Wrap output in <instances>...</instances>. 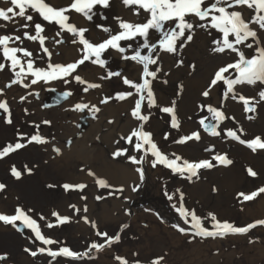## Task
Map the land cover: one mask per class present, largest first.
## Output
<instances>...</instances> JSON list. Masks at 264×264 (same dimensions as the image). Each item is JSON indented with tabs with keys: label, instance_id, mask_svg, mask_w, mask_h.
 I'll list each match as a JSON object with an SVG mask.
<instances>
[{
	"label": "rangeland",
	"instance_id": "374dc122",
	"mask_svg": "<svg viewBox=\"0 0 264 264\" xmlns=\"http://www.w3.org/2000/svg\"><path fill=\"white\" fill-rule=\"evenodd\" d=\"M48 2L54 6H65L70 0H48ZM7 6L0 3V7ZM95 11H97V15L91 22L79 14L71 13L70 15L73 17L72 22L90 29L86 36L97 43L106 39L107 34L96 25L110 27L115 32L119 30L115 17L136 23L143 22L145 15L143 13L139 17L134 15L132 8L125 7L121 0H110L109 8L97 6ZM33 15L34 22L45 25L44 35L55 37L57 26L42 21L36 13ZM102 15L107 19H103ZM17 19L19 20V18ZM19 22L23 23L22 20ZM0 23L4 22L0 21ZM22 31L23 29L16 31V24L8 23L6 28H0V35H21ZM28 31L34 34V29L30 28ZM62 35L66 41L63 44L57 45L52 39L46 41V46L53 53L51 62L61 64L74 62L80 58L81 53L78 49L81 45L73 44L69 34ZM220 37L221 34H218L216 30L196 28L194 40L177 55L161 53L159 61L161 72L153 81V89L157 103L161 107L170 106L173 100L176 101V113L180 122L179 130L171 127V119L168 114L161 112L157 107L147 108L145 102L144 113L150 114V119L145 124L144 130L152 133V138L158 147L170 157L171 153H176L183 159L199 161L212 160L216 154H227V158L232 161L230 165L213 161L215 167L202 169L199 177H192L191 180L173 174L170 169L160 164L151 168L149 159L152 157L150 154L145 157V162L141 165L132 164L125 156H113V153L121 148L128 149L130 155L137 157L143 155L142 152L134 151L132 144L121 140V136L128 135L139 124L131 116L133 98L116 99V93L131 89L124 85L119 77L100 79L101 76L112 71L120 72L123 76L134 81L138 80L137 74L139 73L135 71L133 76H130L131 72L126 68V62L131 60L122 59L121 54L114 50L105 53L104 58L108 62L106 67L101 68L86 62L78 68L77 73L73 74H79L86 81L102 85L101 88L90 89L88 92L83 91L86 85L78 84L71 77L68 78L70 83L56 80L50 83L41 82L30 88H24L21 85L5 88L4 86L14 77L7 69L0 72V88L4 89V95L0 96V100L7 101L12 120L11 124L6 123L9 114L0 110V150L8 144L17 142L18 133L27 137L40 135L47 141L45 144L30 143L26 148L0 158V183L7 186L4 191L0 192V213L12 215L18 205L25 210L34 209L35 212L30 215L38 221L42 233L61 242L47 246L42 245L40 241L32 243L29 239L32 233L29 229L24 228L23 224L17 222L23 228V232H21L11 225L3 226L2 223L0 226V254L7 253V259L0 261V264H119L114 259L115 256L125 257L130 262L139 259L141 264H150V261L160 256L164 257L161 264H264V226L257 225L247 234L228 235L224 238L193 237L181 234L172 227L173 224L188 227L183 223L176 208L173 207V205L179 207L181 193L184 196L185 208L195 210L196 214L201 217H206L211 212L219 220L229 221L238 227H244L264 219V211L259 214L260 210L253 213L247 209V206L262 198L264 193L259 194L251 201H245L241 195L250 194L264 187V169H261L258 163V160L264 162V150L257 149L253 152L246 145L227 137L221 131L242 128V133L237 131L241 139L251 140L259 136L264 140V102L256 105L254 113H245L242 102L233 101L231 98L223 101V110L226 115L234 117L235 120L228 119L219 125L217 130L221 131L220 136L210 135L199 124L202 117H209L206 123L210 122L212 114L206 110L201 111L198 105L211 103L218 107L221 103L223 87H217L216 96L213 97L211 94L207 101L204 97L203 100L198 97L195 99L194 95L189 98V104H182L184 92H187L191 87L189 80L191 77L204 73L202 81L206 87L215 70L226 63L233 62L234 53L220 54L212 51L216 46L213 44V40ZM60 38L56 37V39ZM153 41H155V37H153ZM142 43V39L137 37L134 41H122L121 45L127 48L130 44L131 49L134 50L137 45ZM19 46L33 52L34 58L37 60L36 66L46 67L47 57L39 59L37 56V54L44 56L38 42L24 40L23 44ZM132 50L127 51L125 55H131ZM142 54H147V50H142ZM179 59L184 61L182 66L176 65V61ZM192 65H195L194 69L191 67ZM150 68L154 69L155 66H150ZM89 69L95 72V80L92 73H88ZM232 75L234 77L235 73ZM30 79L31 77L24 82L28 83ZM165 80L167 83L163 82ZM237 87L245 97L259 99L257 95L259 85ZM67 91H70L72 95L65 98L63 93ZM195 91V94H198L200 90L195 89ZM29 93L32 94L29 95ZM22 96L26 97L23 101L20 99ZM105 97H112V99L108 103H101ZM78 103L87 104L88 108L84 111L74 110ZM93 105L100 108L98 113L92 111ZM248 116L253 118L248 119ZM44 121H50V123L46 124ZM211 122L215 123V121ZM87 124L88 127H91L89 135L84 130ZM68 128L77 129L79 135L75 141H80L81 136L84 141L82 148L96 153V156L93 155L86 159L91 165L93 164L96 171H100L98 168L103 163L113 164L125 172L133 171L137 184L133 186L131 180L128 184L122 182L119 179L123 175L121 170L115 169L117 172L113 168L108 169L109 174L105 176L101 174L102 176L99 175V177L81 180L80 174L85 170H80L79 167L82 168L85 163L89 164L85 160L76 162L71 158L68 165H66L68 162L62 161L63 167L65 165L66 168L63 171L64 168L59 166V157L68 153L70 147L73 146L71 143L74 138L73 135L64 138V130ZM194 131L200 132L198 141L192 140L185 144L173 142ZM166 133L168 139L165 140ZM20 142L26 143V140ZM54 148H59L60 153L57 154L53 151ZM206 149L210 150L206 151ZM249 153L252 160L245 158ZM13 165L17 170L22 171L19 180L11 175L10 169ZM25 166L32 170L31 173L25 170ZM137 167H141L144 171L143 181L140 180L139 173L135 171ZM72 168L73 172L70 173L69 169ZM249 168L257 173L256 177L248 174L247 169ZM150 170L156 171L159 177L158 186L161 187L163 196L166 198L163 203L158 202L159 197H154L149 190ZM98 171L97 173H99ZM100 172L102 173V171ZM228 176L232 183L231 187L225 183L227 181L225 178ZM97 179H105L112 187L101 188L96 183ZM65 183L86 184L87 187L82 191L70 190L66 192L62 187ZM48 185H54V187L49 188ZM120 187H123V192L116 191ZM133 187H137V190L132 191ZM178 189L179 191H177ZM110 192L114 194L109 195ZM97 196H103L104 199L96 200ZM168 196H172L173 199L169 200ZM81 197H86V199H81ZM110 200L116 201L118 206L116 205V209L114 208L111 212L112 219L102 222L101 217L96 216L95 209L101 202ZM72 204L81 209V212L76 213L70 208L69 205ZM85 205L88 209L86 213L82 211ZM53 211L58 212L61 216L70 217V222L48 228L46 226L48 222L56 223V218L51 215ZM39 215L46 217V221L40 220ZM85 215L89 221H94L97 224L99 231L107 232L109 236L117 235L121 227L127 225L119 233L120 242L113 243L110 247L106 246L103 251L97 252L93 249L89 253L92 259L87 256L81 259L63 256L53 259L47 255H38L33 258L24 252L25 247L36 250L38 246H41L56 250L66 246L73 251L83 253L92 242L103 243V238L95 235L96 229H93L90 223L86 224L82 219ZM204 224L206 227H211L212 221L205 220ZM254 244L261 248L259 252L254 248ZM133 253H139V256L134 257Z\"/></svg>",
	"mask_w": 264,
	"mask_h": 264
},
{
	"label": "snow or ice",
	"instance_id": "6c2138e0",
	"mask_svg": "<svg viewBox=\"0 0 264 264\" xmlns=\"http://www.w3.org/2000/svg\"><path fill=\"white\" fill-rule=\"evenodd\" d=\"M0 3L8 5L7 7H0V28H6L8 23L16 24V31L23 29L21 35L6 34L0 35V72L7 69L12 73L13 77L9 83L4 87L10 88L13 85H21L24 88H30L38 83H50L52 81L61 80L64 83H70L68 79L71 77L78 84L86 85L83 88L84 92H88L90 89L101 88L102 85L86 81L77 73L78 68L84 65L86 62H90L93 65H98L101 68L106 67L107 60L104 58L105 53L109 50L121 54V58L124 60H131L141 66L140 75L138 80L134 81L127 76H123L120 72L109 71L107 75L101 76L100 79H110L111 77L121 78L124 85L128 86L129 91L116 93V99L126 100L133 98V107L131 108V116L139 122L138 126L133 128L126 136H121V140H125L127 143L133 145L134 151L143 155L139 157L130 155L128 149H117L114 153V157L125 156L132 164L141 165L145 162V157L151 155V166L155 168L157 164L171 170L173 174L180 175L181 177L191 180L192 177H199L202 169H211L216 165L213 161H219L220 164L230 165L232 161L227 158V154H216L212 157V160L204 159L199 161H189L183 159L176 153L169 154L163 152L152 138V133L145 131L144 126L150 119V114L144 113L145 102L147 108L157 107L165 114H168L171 119V127L179 130L180 122L176 113V101L173 100L170 106L161 107L157 103L156 95L153 89V81L158 77V73L161 72L159 61L161 60V53L177 55L183 48L190 44L194 40L196 28L204 30H216L218 34H221L219 39H214L213 44L216 45L212 51L214 53L224 54L226 52L234 53L233 62L226 63L219 67L213 73L209 83L205 89L201 92V95L207 101L213 89L217 87H223L224 91L221 97V103L218 107L213 106L211 103H201L198 108L201 111L206 110L211 113L210 122L209 117H202L199 120V124L203 127L204 131L208 132L212 136H220L221 131L224 135L231 137L233 140L238 141L241 144L246 145L253 152L257 149L264 150V140L261 137L256 136L251 140L241 139V136L237 134V131L243 132V129H227L218 131L219 125L228 119L235 120L234 117H229L223 110V101L231 98L233 101L242 102L245 113H254L256 111V105L264 102V0H121V3L125 7H131L133 14L141 16L145 14L143 22H129L121 17H115L118 22V31L113 32V29L104 25H96L101 31L107 34V38L100 42H93L86 36V33L90 31L88 27L78 26L72 22L73 17L71 13H76L82 16L85 20L91 22L94 16L97 15L95 9L97 6L102 8L110 7V0H70L65 6H54L48 0H0ZM135 6V7H133ZM36 13L42 19V21L48 24H54L57 26L55 37H48L44 35L45 25L39 22H34V15ZM19 18V20L17 19ZM103 19H107L102 15ZM22 20L23 23L19 21ZM34 29V34L28 29ZM64 33L69 34L72 37L71 42L73 44L79 43L81 47L78 51L81 53L80 58L74 62L61 64L51 62L52 51L46 46V41L52 39L57 45L65 43L63 38ZM56 37H61L56 39ZM137 37L141 38L143 43L137 45L132 50L129 44L126 47L121 45L122 41H134ZM155 37V41H153ZM24 40L38 42L39 47L44 56H39V59L47 57L46 67H38L37 60L34 58L32 51L27 48L21 47ZM250 41V42H249ZM16 45V46H13ZM240 46L247 48L250 51L246 54ZM146 49L147 54H142V50ZM129 50H132L131 55H125ZM19 54V55H18ZM183 59L176 61L177 66H182ZM155 66V68H150ZM193 69L195 65L191 66ZM19 69V70H17ZM235 73L233 77L232 73ZM31 77L28 83L24 81ZM167 83V81H163ZM249 85L257 86V97H245L237 86ZM183 87L182 85L180 86ZM32 93H29L31 95ZM4 95V89L0 88V96ZM72 95L70 91L64 92L63 96L67 98ZM21 101L26 97H21ZM112 97H105L101 100V103H108ZM88 108L87 104L78 103L75 105L74 110L84 111ZM0 110L9 114V118L6 119V123L11 124L10 108L6 100H0ZM92 111L98 113L99 107L92 106ZM27 112V109H25ZM252 116H248V119H252ZM211 121H215L212 123ZM48 124L50 121H44ZM112 123V121H109ZM38 127V126H37ZM135 138V140H134ZM164 139H168L166 133ZM200 139V132L194 131L189 135L181 136L179 139L174 140V143L185 144L189 141ZM26 140V143L20 142ZM119 143L120 141H116ZM45 144L47 141L40 135H32L27 137L24 134L18 133L17 142L14 144H8L2 150H0V158H4L9 154L16 152L17 150L26 148L28 144ZM70 143V142H69ZM147 146V147H145ZM210 150V149H206ZM57 154L60 153L59 148H54ZM179 162V163H178ZM25 170L31 173V169ZM139 173L140 180H144V171L141 167L135 169ZM248 174L252 177H256L257 173L251 168L247 169ZM11 175L20 179L22 171L17 170L13 165L10 169ZM89 175L95 176V173L89 171ZM96 183L101 188H111L112 186L105 179H97ZM6 185L0 183V192L6 189ZM49 188L54 185H48ZM63 189L67 192L70 190H83L87 187L86 184H63ZM138 187V186H137ZM137 187H133L132 191H136ZM117 192H123V187L116 189ZM179 191V189L177 190ZM215 191V189H214ZM264 193V187L259 188L257 191L250 194H241L245 201H251L259 194ZM110 192L109 195H113ZM86 199V197H81ZM104 199L103 196H97L96 200ZM169 200H172V196H168ZM179 207L173 205L178 212V215L188 227H182L180 224H173L172 227L184 235H192L193 237L201 238H224L228 235L247 234L250 229L255 228L257 225L264 226V219L257 220L253 223L247 224L244 227L234 226L229 221H221L214 213L209 212L206 217H201L196 214L195 210H189L185 208L183 204V193L179 197ZM76 213H80L81 209L77 208L75 204L69 205ZM83 212H87V206L82 209ZM35 212L34 209L25 210L22 206H17L15 212L12 215L0 213V222L4 225H11L18 231H23L20 224H23L24 228L31 231L32 236L29 237L32 243L40 241L42 245H54L61 242L51 239L45 236L38 224V221L34 219L30 213ZM56 218V223L48 222L46 226L48 228H54L58 225L70 222V217L61 216L58 212L53 211L51 213ZM40 220H45L46 217L39 215ZM86 224L90 223L93 229H96L95 235L103 238V243L92 242L87 250L83 253H79L71 250L69 247L62 246L56 250L50 247L38 246L36 250L25 247L24 252L33 258L38 255H47L55 259L56 257L63 256L72 259H81L87 256L89 259L92 257L89 253L95 249L97 252L103 251L105 247H110L113 243L120 242V235L109 236L107 232L99 231L97 224L94 221H89L85 215L82 217ZM210 219L212 221L211 227H206L205 220ZM17 222H20L18 224ZM122 227H127L123 225ZM34 237V239H33ZM251 242V241H250ZM134 257H138L139 253H133ZM7 259V253L0 254V261ZM114 259L119 264H141L139 259L129 261L125 257L115 256ZM164 257H156L150 264H161Z\"/></svg>",
	"mask_w": 264,
	"mask_h": 264
},
{
	"label": "bare ground",
	"instance_id": "6f19581e",
	"mask_svg": "<svg viewBox=\"0 0 264 264\" xmlns=\"http://www.w3.org/2000/svg\"><path fill=\"white\" fill-rule=\"evenodd\" d=\"M241 48H242L243 51H245L246 54H249L250 51H251V50L249 51L247 48H244L243 46H241ZM126 65H127L126 68L131 72L130 76H133V72H135V71L139 73V74H137V76L140 75V71H141V66L140 65L136 64L133 61H130V62L127 61ZM88 73H92L93 79L94 80L96 79L95 72H93L92 70L89 69ZM203 75H204V73H201L200 75L197 74L193 78L191 77L189 79L190 83H191V87L188 89L187 92L186 91L184 92V98H183V103L182 104H189V100H190L189 98L194 97V95H195V97H194L195 99L198 97L201 100H203V96L201 95V92L205 89V87H204L205 85H204V83L202 81V78H204ZM87 81H89V80H87ZM202 84H203V86H202ZM195 89L200 90V91H198V94H195L196 93ZM215 91H216V88L213 89V91L211 93L213 97L216 96ZM195 99H194V101H195ZM90 128L91 127H88V124H87L86 128L84 129L85 133L88 134V135L90 134V131H89ZM69 135H73L74 136L73 141L71 143V145H73V146L70 147L69 151L66 150V151H68V153H64V154H62L59 157V161H60L59 162L60 163L59 166H61L62 169L64 168L63 171H65L66 168H65V165L63 167L62 161L68 162L66 164V165H68L70 163V159L72 158V160H75L76 162H78L80 160L81 161L85 160L87 163H89L86 159L88 157L93 156V155L96 156L95 152L87 151L84 148H82V145H83L84 141H82L81 136H80V141L79 140L75 141L77 135H79V133L77 132L76 128H74V129H72V128L65 129L64 130V138L66 136H69ZM249 154L246 155L245 158L252 160L253 158H252L251 154L250 155ZM149 160H150V166H151V159H149ZM258 163L260 164V168L264 169V165H263L264 162H262V160H258ZM70 166H69V168H70ZM79 168H80V170H85V172H82V174H80L81 180H87L89 177H93V178L95 176L99 177V175L100 176H102V175L105 176V175L109 174V170L108 169H110V168H113V170H115V169L121 170L120 167H117V166L115 167V166H113V164H109V163H103L100 166V168H98L100 171H102V173L100 171H98V170L97 171L99 173H97V171L95 170L93 164L91 165L90 163L89 164L85 163L82 168L81 167H79ZM151 168H152V166H151ZM69 170H70L69 171L70 173L73 172V168L69 169ZM89 171H91L92 173H95V176L89 175ZM115 171H117V170H115ZM121 172H122L123 175H121L119 177V179L122 180V182H124L125 184H128L130 182V180H131V183L133 184V186H135L137 184L136 179H135V174L133 173V171L132 172H125L124 170H121ZM82 175H86L88 177H85V176H82ZM149 175L151 176L150 181L148 182L150 192H152V195L154 197H159L157 199L158 202H162V203L165 202L166 198L163 196L164 194L161 191V187L159 188V186H158L159 177L157 176L156 171L150 170L149 171ZM77 177H79V176H77ZM77 177H75V178H77ZM110 178H112V177H110ZM225 179H227V181L225 182L226 185L231 187L232 183H231V180H229V176L227 178H225ZM162 197H164V198H162ZM115 202L113 200L112 201L111 200L110 201H103V202H101L100 204L97 205V207L95 209L96 212L95 211L94 212L96 213V216L98 215V216L101 217V221L102 222L103 221L105 222V221H107L109 219H112V217H111L112 213L111 212L113 211L114 208L116 209V205L118 206V203L116 202L117 203L116 204ZM247 209H248V211L250 210L253 213L256 210H260L259 214L262 213V211H264V196L262 198H259L257 201H255L252 205L247 206ZM95 213H93V214H95ZM0 226H2V222H0ZM3 226H5V225L3 224ZM254 248L258 252H259V249H261L257 244H254Z\"/></svg>",
	"mask_w": 264,
	"mask_h": 264
}]
</instances>
